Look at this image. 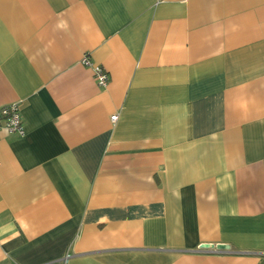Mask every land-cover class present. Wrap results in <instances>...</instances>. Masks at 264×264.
Instances as JSON below:
<instances>
[{
    "label": "crops",
    "instance_id": "0c3cea01",
    "mask_svg": "<svg viewBox=\"0 0 264 264\" xmlns=\"http://www.w3.org/2000/svg\"><path fill=\"white\" fill-rule=\"evenodd\" d=\"M11 104L0 264H264V0H0Z\"/></svg>",
    "mask_w": 264,
    "mask_h": 264
},
{
    "label": "built area",
    "instance_id": "2783aa9c",
    "mask_svg": "<svg viewBox=\"0 0 264 264\" xmlns=\"http://www.w3.org/2000/svg\"><path fill=\"white\" fill-rule=\"evenodd\" d=\"M81 63L85 67L92 69L95 81L99 87H106L108 83V76L106 72L97 65H94L87 54H85L81 60ZM112 123L117 120V115H113L110 118ZM0 131H4L9 135H16L23 137L25 134L24 126L20 113L19 104H11L8 106L0 107Z\"/></svg>",
    "mask_w": 264,
    "mask_h": 264
},
{
    "label": "water",
    "instance_id": "95a60500",
    "mask_svg": "<svg viewBox=\"0 0 264 264\" xmlns=\"http://www.w3.org/2000/svg\"><path fill=\"white\" fill-rule=\"evenodd\" d=\"M216 250H220V251L228 250V246H225V245H217L216 246Z\"/></svg>",
    "mask_w": 264,
    "mask_h": 264
}]
</instances>
